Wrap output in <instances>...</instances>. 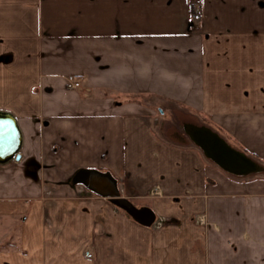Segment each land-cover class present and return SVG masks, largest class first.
Listing matches in <instances>:
<instances>
[{
	"label": "crops",
	"instance_id": "0c3cea01",
	"mask_svg": "<svg viewBox=\"0 0 264 264\" xmlns=\"http://www.w3.org/2000/svg\"><path fill=\"white\" fill-rule=\"evenodd\" d=\"M143 98L264 161V0H0V113L22 140L0 162V264H264V180L166 136Z\"/></svg>",
	"mask_w": 264,
	"mask_h": 264
},
{
	"label": "water",
	"instance_id": "95a60500",
	"mask_svg": "<svg viewBox=\"0 0 264 264\" xmlns=\"http://www.w3.org/2000/svg\"><path fill=\"white\" fill-rule=\"evenodd\" d=\"M2 117L7 120H0V162H6L13 158L19 159V150L22 140L16 121L8 114L0 113V118ZM195 129L200 128L195 127ZM201 129L202 131L200 132L195 131L200 133V137L197 133V136L194 137L190 131H188V134L191 139L205 151L207 156L211 157L218 165L236 174H247L255 171V168L244 170L241 167L240 164L243 159L249 160L243 154L231 148L221 137L209 129L205 127H201ZM203 130H206L207 133ZM211 134H213L215 138H213ZM249 161L253 165L252 161ZM77 182L83 183L86 187L101 196L111 198L114 203L130 213L138 221L146 225H153L155 222V215L151 210L139 209L133 205L131 201L121 197L118 182L112 175L98 171H86L77 176Z\"/></svg>",
	"mask_w": 264,
	"mask_h": 264
},
{
	"label": "rangeland",
	"instance_id": "374dc122",
	"mask_svg": "<svg viewBox=\"0 0 264 264\" xmlns=\"http://www.w3.org/2000/svg\"><path fill=\"white\" fill-rule=\"evenodd\" d=\"M144 101L153 106V114L156 117L155 121L159 122V128L164 131V134L170 138L177 139L181 135L185 142H191L188 133L187 126L183 123L190 120L189 115L186 113L187 110H183L181 106L174 104L171 100L162 98H143ZM194 120V119H192ZM207 122L208 120L205 119ZM168 129V130H167ZM166 131V132H165ZM193 142V141H192ZM228 142V141H226ZM231 148L237 150L239 153L243 154L246 158L252 161L255 166L254 172H249L247 174H236L232 173L237 177H249L248 179H263L264 180V161L259 156L248 155L242 149L237 146L229 145ZM1 228H5L0 226ZM3 232V231H2Z\"/></svg>",
	"mask_w": 264,
	"mask_h": 264
},
{
	"label": "built area",
	"instance_id": "2783aa9c",
	"mask_svg": "<svg viewBox=\"0 0 264 264\" xmlns=\"http://www.w3.org/2000/svg\"><path fill=\"white\" fill-rule=\"evenodd\" d=\"M194 12H195L194 19L199 20L201 18V16H200V8L198 5L194 6ZM67 82L70 85V87L73 89H80L81 88V80L77 76H73V75L69 76L67 78Z\"/></svg>",
	"mask_w": 264,
	"mask_h": 264
},
{
	"label": "bare ground",
	"instance_id": "6f19581e",
	"mask_svg": "<svg viewBox=\"0 0 264 264\" xmlns=\"http://www.w3.org/2000/svg\"><path fill=\"white\" fill-rule=\"evenodd\" d=\"M188 131H190L192 134H193V136L195 137V136H197L196 135V133L199 135V137H200V133H198V132H195V131H202V129L200 128V129H195V127H193V126H188ZM205 133H207V131L206 130H203ZM201 135H202V133H201ZM212 135V137L213 138H215V136H213V134H211ZM241 167L244 169V170H247V169H251V168H255V166L254 165H252L251 164V162L249 161V160H246V159H243L242 160V162H241Z\"/></svg>",
	"mask_w": 264,
	"mask_h": 264
},
{
	"label": "flooded vegetation",
	"instance_id": "af4514ba",
	"mask_svg": "<svg viewBox=\"0 0 264 264\" xmlns=\"http://www.w3.org/2000/svg\"><path fill=\"white\" fill-rule=\"evenodd\" d=\"M188 135H189V134H188ZM179 136H180V138H182L181 135H179ZM189 136H190V135H189Z\"/></svg>",
	"mask_w": 264,
	"mask_h": 264
},
{
	"label": "trees",
	"instance_id": "16d2710c",
	"mask_svg": "<svg viewBox=\"0 0 264 264\" xmlns=\"http://www.w3.org/2000/svg\"><path fill=\"white\" fill-rule=\"evenodd\" d=\"M252 156H255V155H252ZM256 157V156H255Z\"/></svg>",
	"mask_w": 264,
	"mask_h": 264
}]
</instances>
